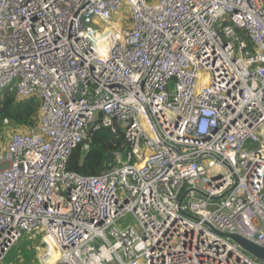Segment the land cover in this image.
I'll use <instances>...</instances> for the list:
<instances>
[{
  "label": "built area",
  "instance_id": "obj_1",
  "mask_svg": "<svg viewBox=\"0 0 264 264\" xmlns=\"http://www.w3.org/2000/svg\"><path fill=\"white\" fill-rule=\"evenodd\" d=\"M8 88L41 116L0 146V264L33 232L43 264H264L231 237L264 247V0H0ZM101 127L113 166L70 170Z\"/></svg>",
  "mask_w": 264,
  "mask_h": 264
},
{
  "label": "trees",
  "instance_id": "obj_2",
  "mask_svg": "<svg viewBox=\"0 0 264 264\" xmlns=\"http://www.w3.org/2000/svg\"><path fill=\"white\" fill-rule=\"evenodd\" d=\"M40 116V98L37 95L22 98L9 88L0 93V134L7 124L6 119L15 129L21 127L22 130H31L39 126ZM89 138L90 148L87 152H82L80 147L73 151L68 163L70 170L85 175L100 174L113 166L108 163L109 153L126 146L121 127H117L116 133L107 127L91 130ZM40 241H43L45 249L42 232L24 233L1 264H33L40 252L41 246L37 244ZM40 255L37 262L43 264Z\"/></svg>",
  "mask_w": 264,
  "mask_h": 264
},
{
  "label": "rangeland",
  "instance_id": "obj_3",
  "mask_svg": "<svg viewBox=\"0 0 264 264\" xmlns=\"http://www.w3.org/2000/svg\"><path fill=\"white\" fill-rule=\"evenodd\" d=\"M121 15H124V13L122 12ZM19 131H23L21 129V127L15 129L14 126L6 124L4 126V130L0 134V146L2 144H5L6 142H8L13 133H16ZM118 224L120 227L124 228V227L132 226V225H138V221L133 214H126L125 216L120 218V220L118 221ZM37 244H38V247L41 246V248H40V252L37 253L36 258L32 262L33 264H38V262H37L38 255L41 253L40 257H42V255L46 252V248L44 249V246H43V241L37 242ZM9 264H11V263H9Z\"/></svg>",
  "mask_w": 264,
  "mask_h": 264
},
{
  "label": "water",
  "instance_id": "obj_4",
  "mask_svg": "<svg viewBox=\"0 0 264 264\" xmlns=\"http://www.w3.org/2000/svg\"><path fill=\"white\" fill-rule=\"evenodd\" d=\"M114 161V152L109 153L108 155V163L112 164ZM231 237L239 243L244 249H246L248 252L253 254L254 256H257L261 259H264V247H261L254 242L242 237L238 234H233Z\"/></svg>",
  "mask_w": 264,
  "mask_h": 264
},
{
  "label": "bare ground",
  "instance_id": "obj_5",
  "mask_svg": "<svg viewBox=\"0 0 264 264\" xmlns=\"http://www.w3.org/2000/svg\"><path fill=\"white\" fill-rule=\"evenodd\" d=\"M53 257H54V256H53ZM54 261H55V258H51V259H50V264H53Z\"/></svg>",
  "mask_w": 264,
  "mask_h": 264
}]
</instances>
